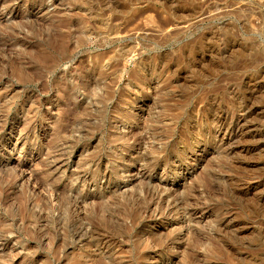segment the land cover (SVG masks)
<instances>
[{
	"label": "rangeland",
	"instance_id": "rangeland-1",
	"mask_svg": "<svg viewBox=\"0 0 264 264\" xmlns=\"http://www.w3.org/2000/svg\"><path fill=\"white\" fill-rule=\"evenodd\" d=\"M0 264H264V0H0Z\"/></svg>",
	"mask_w": 264,
	"mask_h": 264
}]
</instances>
